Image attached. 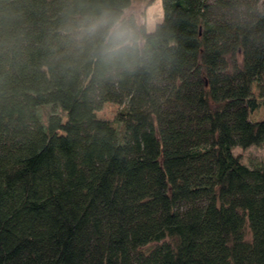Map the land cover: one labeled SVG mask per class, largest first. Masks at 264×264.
Masks as SVG:
<instances>
[{"label":"trees","instance_id":"trees-1","mask_svg":"<svg viewBox=\"0 0 264 264\" xmlns=\"http://www.w3.org/2000/svg\"><path fill=\"white\" fill-rule=\"evenodd\" d=\"M130 1L0 0V264H264V163L235 152L264 146V1L161 0L150 32ZM104 11L133 55L79 31Z\"/></svg>","mask_w":264,"mask_h":264},{"label":"clouds","instance_id":"clouds-1","mask_svg":"<svg viewBox=\"0 0 264 264\" xmlns=\"http://www.w3.org/2000/svg\"><path fill=\"white\" fill-rule=\"evenodd\" d=\"M79 31L95 42L97 54L105 62H114L131 56L143 44L136 29L121 15L110 11L85 17L79 24Z\"/></svg>","mask_w":264,"mask_h":264},{"label":"rangeland","instance_id":"rangeland-1","mask_svg":"<svg viewBox=\"0 0 264 264\" xmlns=\"http://www.w3.org/2000/svg\"><path fill=\"white\" fill-rule=\"evenodd\" d=\"M124 16H133L139 24H143L146 30L150 32L155 24L162 19L161 0H154L150 5H147L144 0H131L129 7L124 12ZM119 108L120 105L106 103L100 111L96 112V115L99 118L111 121L113 126L119 128V124L113 122ZM251 117L252 119H264V103ZM235 152L240 155L241 162L245 165L264 163V146H251L244 150L237 149Z\"/></svg>","mask_w":264,"mask_h":264}]
</instances>
